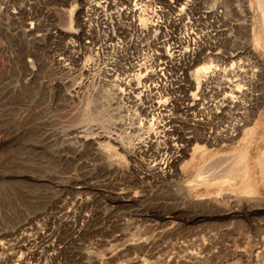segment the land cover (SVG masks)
I'll list each match as a JSON object with an SVG mask.
<instances>
[{
  "label": "rangeland",
  "instance_id": "obj_1",
  "mask_svg": "<svg viewBox=\"0 0 264 264\" xmlns=\"http://www.w3.org/2000/svg\"><path fill=\"white\" fill-rule=\"evenodd\" d=\"M255 1L117 13L107 36L119 75L172 55L171 99L157 104L103 80L105 48L92 60L80 2L0 0V264H264V176L253 162L262 144L249 148L253 194L240 176L222 183L221 166L247 141L218 139L189 75L207 59L214 92L219 75L255 85L264 49L242 26L256 17L264 41Z\"/></svg>",
  "mask_w": 264,
  "mask_h": 264
},
{
  "label": "bare ground",
  "instance_id": "obj_2",
  "mask_svg": "<svg viewBox=\"0 0 264 264\" xmlns=\"http://www.w3.org/2000/svg\"><path fill=\"white\" fill-rule=\"evenodd\" d=\"M75 1L80 2V5H81L82 12L80 14V17H81L83 24L87 26V33L85 34L86 36L85 42L89 44V47L92 50V57H91L92 60L97 58L99 54L102 53L103 48H105V51H104L105 56H103L105 61L101 65V74L103 75V80L106 81L105 79L106 76L113 75L111 80L114 81V85L116 84L119 85L118 91L121 93V96L124 97L125 99L140 102V96L142 94V91L143 92L147 91L146 95L153 97L157 104L161 103L162 101H164V103H168L171 99V96L167 94V90L172 88V84L170 82L171 79L169 78V73L166 71L165 67L170 62L169 58H171L172 55L167 50L164 51V54L157 51L152 54L151 58L153 59V61L149 67H145L143 63L137 62L135 65V69H134L136 70V72L133 73V76H130L129 74L126 73L127 69H126V66L124 65L121 67V71L122 73H124V75L121 76L118 74V72H116L117 70L114 67L115 65L114 64L115 62L114 61L115 59L114 48L115 46H117V44L109 41L108 39L109 36H107V33L109 32V27L112 25V23L120 21L119 15L117 13L121 14L124 11L127 12L129 10L131 11L141 10L147 7H150L156 11H160L165 8H174L175 4L177 3L176 0H75ZM256 1L258 5L257 9L259 11V19L261 23V28H262V32L264 33V0H256ZM187 4H189L187 3V0H182V3L179 5L178 8L181 9L182 7H184V5H187ZM207 13L209 12L207 11ZM255 22H256V17L250 18L249 23L243 22V25L242 23L240 24L242 26H245L246 30L249 31L251 40H252V45H253L252 48L255 46H262V48L264 49V41L263 40L261 41L259 32H256L255 30V27H256ZM152 25L154 26V23H152ZM138 26H142V23L139 21H138ZM222 29H220V31ZM219 33L220 32H218V34ZM226 36L229 37V33ZM186 50L187 49H185L184 52ZM187 52H188L189 61L191 63L192 61L193 62L197 61V58L199 57L197 56V54L195 55L194 60H193V52L191 50H187ZM220 56L221 55H219V57ZM226 56H227V53H226ZM203 58H206V56ZM204 60L206 61L199 63V65H197L193 69V71L189 73L190 78L194 80L193 84L195 85L193 87H196V89L198 90L199 86L200 87L202 86V89H200L199 92L201 91L200 94L202 95L203 99H201L202 101L200 102L198 101L196 102V99H195V102L193 104L199 105L202 115L204 116V121L206 123H209L210 119L213 120V118L215 117L217 118V120L220 121L219 122L220 127L218 126L219 127L218 128L216 126L218 128L217 132L219 133V138L216 137L218 133L216 134L215 132V137L218 138L220 141H227V140L234 139L236 135L238 134H242L241 139L247 141V145H245L246 147H244L239 152V155H238L239 158L238 157L230 158L228 163H225V164L223 163L224 165L221 166L223 175L220 178L221 179L220 181L224 183L228 181L229 179L233 180L236 176H240L242 189L250 194H253V191H255V187L253 186L252 180L250 179V176H249L251 162L248 159L249 158V148L252 144H255L256 146L258 145L261 146L262 144L261 148L259 149L257 153V157L255 158V160H253V162L259 167L261 175L264 176V120H261V118L256 119V117L258 116V112H259V105L264 100V73L262 71L256 72V76L253 78V80L255 79L254 80L255 85L250 84L251 87H249L250 85L244 86V84H242L245 81V79L243 80L242 83L239 82V80L237 79L238 75L236 78L232 79L231 76L235 74L231 75L230 74L231 72L228 73L229 71L228 70L229 68H228L227 73L230 74V77L229 76L221 77V75H219L218 77L220 79V85L218 84L219 87L217 86L218 87L217 91L214 92V89H212L214 92L212 94L211 93L212 90L210 89L211 85L209 83L213 82V81L210 82V80L212 79L210 76L213 75V73L215 72V69H211V62H208L209 60L208 61L207 59H204ZM226 60H225V64H226ZM237 72L240 73V71H237ZM243 75H244V72H243ZM214 77H216V75ZM214 85H217V84L214 83ZM126 88H129L128 91H130V94L132 97L127 96L128 93H125L124 91ZM191 95L192 97H195L196 93L191 92ZM197 113L199 114V112H196V114ZM199 115H201V113ZM100 116L101 115L99 112L94 115V117L96 118H99ZM214 123H216V121ZM210 128H213V124H212V127ZM204 132L203 130L201 131V133L203 134ZM200 137L202 138V136ZM208 137L205 136L206 141ZM208 139H210V137ZM212 139H213V136H212ZM237 161H240L241 163L239 164L240 167L236 168L234 164H236ZM203 171L205 172V170Z\"/></svg>",
  "mask_w": 264,
  "mask_h": 264
},
{
  "label": "crops",
  "instance_id": "obj_3",
  "mask_svg": "<svg viewBox=\"0 0 264 264\" xmlns=\"http://www.w3.org/2000/svg\"><path fill=\"white\" fill-rule=\"evenodd\" d=\"M253 184V186H254V183H252ZM255 187V186H254Z\"/></svg>",
  "mask_w": 264,
  "mask_h": 264
}]
</instances>
